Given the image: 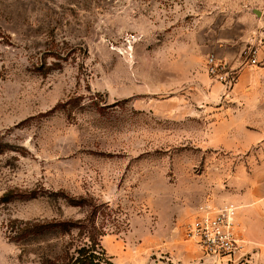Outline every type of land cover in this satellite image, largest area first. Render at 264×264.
<instances>
[{
    "label": "rangeland",
    "instance_id": "rangeland-1",
    "mask_svg": "<svg viewBox=\"0 0 264 264\" xmlns=\"http://www.w3.org/2000/svg\"><path fill=\"white\" fill-rule=\"evenodd\" d=\"M242 121L264 131V0H0V264H264ZM226 202L256 234L214 259L183 227Z\"/></svg>",
    "mask_w": 264,
    "mask_h": 264
},
{
    "label": "built area",
    "instance_id": "built-area-1",
    "mask_svg": "<svg viewBox=\"0 0 264 264\" xmlns=\"http://www.w3.org/2000/svg\"><path fill=\"white\" fill-rule=\"evenodd\" d=\"M258 48L249 51L248 64L258 66ZM206 72L224 88L230 87L236 78V69L225 60L208 55L205 60ZM238 206L226 202L218 206L203 204L189 222L183 227L185 240L196 246L198 250L214 259L230 260L238 256L242 248L237 221Z\"/></svg>",
    "mask_w": 264,
    "mask_h": 264
},
{
    "label": "crops",
    "instance_id": "crops-1",
    "mask_svg": "<svg viewBox=\"0 0 264 264\" xmlns=\"http://www.w3.org/2000/svg\"><path fill=\"white\" fill-rule=\"evenodd\" d=\"M236 78H237V71H236ZM235 78V79H236ZM246 78V76H244V79ZM235 81V80H234ZM241 89L238 88H234V95L238 94V92H240ZM246 104H241V107H244ZM245 108V107H244ZM244 108L242 110H244ZM241 128H243L241 136L239 139L235 140V143L238 145L239 147V153L243 152V151H250L251 153H256L257 155H259V153H264V131H254V130H250L246 128L245 125V121H242V123L240 124ZM253 144H257V146L253 147ZM254 149V150H253ZM262 209V208H260ZM257 211V209H255ZM242 212H238V219L239 220V224L241 222L242 227H245V223L246 221L244 220V218L242 217ZM241 227V225H240ZM255 229H253V231H242L240 232V234H243L242 236H244V234H256V225L253 226Z\"/></svg>",
    "mask_w": 264,
    "mask_h": 264
}]
</instances>
